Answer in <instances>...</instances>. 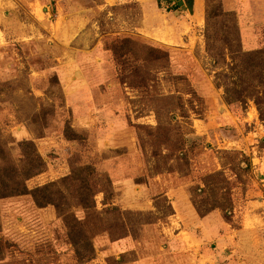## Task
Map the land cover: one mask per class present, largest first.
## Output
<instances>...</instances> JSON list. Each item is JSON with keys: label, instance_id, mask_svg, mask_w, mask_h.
<instances>
[{"label": "rangeland", "instance_id": "rangeland-1", "mask_svg": "<svg viewBox=\"0 0 264 264\" xmlns=\"http://www.w3.org/2000/svg\"><path fill=\"white\" fill-rule=\"evenodd\" d=\"M221 3L229 16L206 41V0H0L9 163L34 144L45 168L28 191L84 166L96 176V213L67 201L91 260L76 258L53 206L21 195L0 199V264H264V88L250 82L259 105L226 104L215 79L230 48L264 50V0ZM214 174L227 185L198 193ZM215 186L232 218L201 223L192 200Z\"/></svg>", "mask_w": 264, "mask_h": 264}, {"label": "trees", "instance_id": "trees-1", "mask_svg": "<svg viewBox=\"0 0 264 264\" xmlns=\"http://www.w3.org/2000/svg\"><path fill=\"white\" fill-rule=\"evenodd\" d=\"M228 16L223 10L221 0H206V41L208 39L207 34L210 22ZM229 51L232 55V64L227 66L226 70L215 75L218 87L223 90L224 102L226 104H246L250 99L257 98V104L259 105L260 99L258 98V94L260 93L254 90L250 82H256L257 87L264 88V50L242 53L238 49L230 48ZM114 52H116L115 49ZM213 62L216 64L215 61ZM64 137L67 140L77 139L76 134L67 125L64 130ZM19 147L23 155V160L19 161L20 164H23L20 166L21 169H17L15 164L9 163L8 152L6 146L2 143L0 135V199L30 195L35 205L39 208L53 206L57 214L63 218L68 226L69 239L74 248L76 258L79 261L91 260L94 255L93 246L82 230L80 231L77 228L75 230V226H78V221L76 222L74 215L69 213L70 208L67 201L69 200L68 193L72 194L77 206L85 213H96L94 205L96 186L92 181L96 178L94 169L90 166L74 169L68 177L61 179L58 183H50L28 191L24 183L41 174L44 171L45 164L37 153L33 143L24 141L19 143ZM210 180H214L215 184L222 183L227 185L226 180L221 174H214L205 178V189L196 188V191L201 195L205 194ZM228 197L229 189L225 188L222 190L215 186L211 192V196L204 200V202L199 203L192 200V205L201 218L214 210H218L221 217L226 222H229L232 218V207L230 197ZM199 204L203 205L199 206ZM204 207L208 208L201 211ZM107 212L115 213L118 210L112 208ZM74 222L75 225H73Z\"/></svg>", "mask_w": 264, "mask_h": 264}, {"label": "crops", "instance_id": "crops-1", "mask_svg": "<svg viewBox=\"0 0 264 264\" xmlns=\"http://www.w3.org/2000/svg\"><path fill=\"white\" fill-rule=\"evenodd\" d=\"M211 214L207 215L206 217L204 218H201V223H203L204 220H206ZM200 219V218H199ZM139 264V263H138Z\"/></svg>", "mask_w": 264, "mask_h": 264}]
</instances>
